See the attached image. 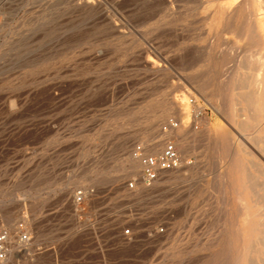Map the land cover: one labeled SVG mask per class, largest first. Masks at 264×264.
Segmentation results:
<instances>
[{
    "label": "rangeland",
    "instance_id": "374dc122",
    "mask_svg": "<svg viewBox=\"0 0 264 264\" xmlns=\"http://www.w3.org/2000/svg\"><path fill=\"white\" fill-rule=\"evenodd\" d=\"M253 21L264 0H0V264H234L245 197L264 218ZM168 142L146 185L133 149Z\"/></svg>",
    "mask_w": 264,
    "mask_h": 264
},
{
    "label": "bare ground",
    "instance_id": "6f19581e",
    "mask_svg": "<svg viewBox=\"0 0 264 264\" xmlns=\"http://www.w3.org/2000/svg\"><path fill=\"white\" fill-rule=\"evenodd\" d=\"M253 22L255 24V27H254L255 30L259 31L261 29H264L263 23H260L258 21H253ZM229 82L231 83L230 89L234 90L237 88L238 84L240 86L242 85V83L244 82L246 83L247 80H245L244 78H241V80H239L233 77V79L230 80ZM245 83L244 85H246ZM239 101L244 103L245 105L244 110L242 109L243 111H245V115L241 119L242 120L241 124L244 127H247L253 131L254 143L264 153V129L262 128L261 121H260V113L263 112V109H264V86L259 87L256 91H254L253 94L250 93V95L246 97V99H241ZM229 102L233 104L234 106L237 104V101L234 99H231ZM238 124H240V122H238L237 125ZM183 131H184L183 128L180 126L178 127L176 131H174L173 134L178 135V134L183 133ZM178 150L181 152L180 149ZM236 166L238 167L239 165H236ZM244 166L245 165H241L240 167L243 168ZM232 173L233 174L236 173V175H238L235 178L236 179L235 181L237 183L238 191L240 192V194H243L245 191H248V190L252 192L256 191L255 189L256 187H254L255 181L252 180L251 176L249 175L250 172L246 174L243 171L240 173H237V171L232 172ZM240 189H242L243 191H240ZM246 199L248 198L245 197V200L242 203L243 209L239 212V215L243 217L242 221L239 227L235 229V232H236L235 242H236V245H238L239 250L238 252L236 251L237 253L234 252V254H237V258L235 259L234 264H264V218H261V215L263 216V213H261L260 211L254 212L252 210L253 205L250 204V201L248 202ZM250 199H252V197H250ZM259 202H260L259 200H256L254 202V206L258 204ZM262 204H263L262 207H264V203ZM233 241H234V238H233Z\"/></svg>",
    "mask_w": 264,
    "mask_h": 264
},
{
    "label": "built area",
    "instance_id": "2783aa9c",
    "mask_svg": "<svg viewBox=\"0 0 264 264\" xmlns=\"http://www.w3.org/2000/svg\"><path fill=\"white\" fill-rule=\"evenodd\" d=\"M262 128L264 129V109L262 112ZM176 123H171V126H176ZM133 156L139 160L142 167V181L149 185L155 181L159 172L172 170L179 166L180 160L176 147L173 143L168 142L164 148L158 153H146L142 146L138 145L133 149ZM133 187V183H129ZM74 201L78 202L82 199L81 191H76L73 195ZM126 233L128 231L126 230ZM6 237L4 230H0V259L4 258L6 252ZM18 240L20 243L26 244L29 241V236L26 232L19 229Z\"/></svg>",
    "mask_w": 264,
    "mask_h": 264
}]
</instances>
